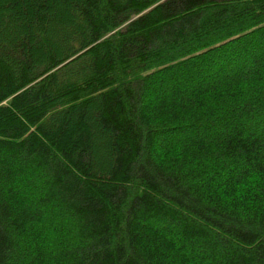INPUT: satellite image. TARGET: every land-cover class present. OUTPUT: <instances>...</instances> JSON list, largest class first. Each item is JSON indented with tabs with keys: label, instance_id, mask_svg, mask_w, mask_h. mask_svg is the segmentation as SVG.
Returning <instances> with one entry per match:
<instances>
[{
	"label": "trees",
	"instance_id": "obj_1",
	"mask_svg": "<svg viewBox=\"0 0 264 264\" xmlns=\"http://www.w3.org/2000/svg\"><path fill=\"white\" fill-rule=\"evenodd\" d=\"M0 264H264V0H0Z\"/></svg>",
	"mask_w": 264,
	"mask_h": 264
},
{
	"label": "rangeland",
	"instance_id": "obj_2",
	"mask_svg": "<svg viewBox=\"0 0 264 264\" xmlns=\"http://www.w3.org/2000/svg\"><path fill=\"white\" fill-rule=\"evenodd\" d=\"M51 4V3H50ZM53 7V5H47L46 9L50 10Z\"/></svg>",
	"mask_w": 264,
	"mask_h": 264
}]
</instances>
